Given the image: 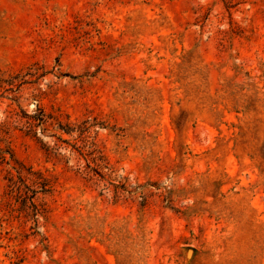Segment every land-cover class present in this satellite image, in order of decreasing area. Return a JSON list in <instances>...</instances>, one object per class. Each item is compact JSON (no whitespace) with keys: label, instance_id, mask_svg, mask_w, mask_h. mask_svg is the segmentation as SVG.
<instances>
[{"label":"rangeland","instance_id":"374dc122","mask_svg":"<svg viewBox=\"0 0 264 264\" xmlns=\"http://www.w3.org/2000/svg\"><path fill=\"white\" fill-rule=\"evenodd\" d=\"M0 264H264V0H0Z\"/></svg>","mask_w":264,"mask_h":264},{"label":"trees","instance_id":"16d2710c","mask_svg":"<svg viewBox=\"0 0 264 264\" xmlns=\"http://www.w3.org/2000/svg\"><path fill=\"white\" fill-rule=\"evenodd\" d=\"M13 185H15V183H13ZM38 188L40 189V190H38V191H34V194H37V193H43V194H45V193H47L48 191H49V188H48V184H47V182L46 181H40V182H38Z\"/></svg>","mask_w":264,"mask_h":264}]
</instances>
